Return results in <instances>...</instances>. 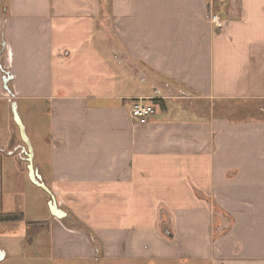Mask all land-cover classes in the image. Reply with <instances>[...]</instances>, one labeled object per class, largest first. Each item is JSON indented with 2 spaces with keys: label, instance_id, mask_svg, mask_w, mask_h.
Instances as JSON below:
<instances>
[{
  "label": "crops",
  "instance_id": "crops-1",
  "mask_svg": "<svg viewBox=\"0 0 264 264\" xmlns=\"http://www.w3.org/2000/svg\"><path fill=\"white\" fill-rule=\"evenodd\" d=\"M197 100H264V0H0V104L47 121L31 162L0 130V264H264V115Z\"/></svg>",
  "mask_w": 264,
  "mask_h": 264
},
{
  "label": "rangeland",
  "instance_id": "rangeland-1",
  "mask_svg": "<svg viewBox=\"0 0 264 264\" xmlns=\"http://www.w3.org/2000/svg\"><path fill=\"white\" fill-rule=\"evenodd\" d=\"M10 99V98H9ZM199 111V114L204 113L208 116H216V115H225L228 118H231L232 120H246L250 118H255L259 116L264 115V100H245V101H239L235 103H229V105L224 103H214L210 101L205 100H197V103H195ZM0 109L4 114L2 115V119H0V130H4V126L9 123L12 125L18 126L15 115L12 113V106L7 104V102H3L0 104ZM18 113L20 115L19 119L23 125L25 137L27 138L29 144H31V149H33V152L35 153L40 150L43 152V155L46 152L44 143L40 146L37 145L36 138L40 137L41 135L44 136L46 134V125L47 121L45 117L39 116V115H25L22 112V103L18 102ZM18 115V114H17ZM6 117H8L9 120L6 122ZM18 118V117H17ZM14 119V120H13ZM31 125L35 128V132L31 131ZM19 126L17 127V129ZM20 128L17 130V140L21 141L25 148L27 147L23 137L21 136ZM42 142H44V139H40ZM13 147L6 148L4 152L10 153L13 151ZM0 151H3L1 148ZM214 213V219L215 226L218 223V214L219 210L216 209V206H213ZM21 261L20 264H195L192 263L189 260H186L184 262H161L160 261H154V262H147V261H132V260H123V259H104V258H97V260H92L91 262L88 261H80V260H69V261H58L53 260L50 262L45 261H31V257L28 256L26 259L20 258ZM31 261V262H30ZM11 264V262H10Z\"/></svg>",
  "mask_w": 264,
  "mask_h": 264
},
{
  "label": "built area",
  "instance_id": "built-area-1",
  "mask_svg": "<svg viewBox=\"0 0 264 264\" xmlns=\"http://www.w3.org/2000/svg\"><path fill=\"white\" fill-rule=\"evenodd\" d=\"M207 18L215 30L222 29L224 21L219 11L216 9L214 2L209 3ZM152 113L153 102L151 100L146 98H135L131 101L128 110L131 121L138 124H145Z\"/></svg>",
  "mask_w": 264,
  "mask_h": 264
},
{
  "label": "water",
  "instance_id": "water-1",
  "mask_svg": "<svg viewBox=\"0 0 264 264\" xmlns=\"http://www.w3.org/2000/svg\"><path fill=\"white\" fill-rule=\"evenodd\" d=\"M10 76L8 74L5 73V75L3 76V85L5 87V89L7 90L8 93H10V91L8 90V87H7V82L10 80ZM13 113L15 115V120L20 128V132H21V136L23 137L26 145H27V149H28V155H29V162H31V157H32V150H31V146L27 140V138L25 137V133H24V129H23V125L21 123V121L19 120V117L17 115V111H16V105L13 104ZM18 117V118H17ZM29 169H30V172L32 174L33 172V169H32V166L30 165L29 166ZM49 208L51 210V213L57 217V218H61L64 216V213L63 211H61V209H59L56 205V203L54 202V200H51V202H49ZM3 256V252L0 250V258H2Z\"/></svg>",
  "mask_w": 264,
  "mask_h": 264
},
{
  "label": "trees",
  "instance_id": "trees-1",
  "mask_svg": "<svg viewBox=\"0 0 264 264\" xmlns=\"http://www.w3.org/2000/svg\"><path fill=\"white\" fill-rule=\"evenodd\" d=\"M20 218H21V214L0 215V221H15V220H19Z\"/></svg>",
  "mask_w": 264,
  "mask_h": 264
}]
</instances>
